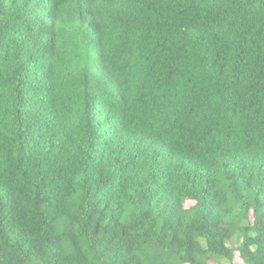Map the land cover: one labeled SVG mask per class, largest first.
<instances>
[{
	"label": "trees",
	"instance_id": "1",
	"mask_svg": "<svg viewBox=\"0 0 264 264\" xmlns=\"http://www.w3.org/2000/svg\"><path fill=\"white\" fill-rule=\"evenodd\" d=\"M239 263L264 0H0V264Z\"/></svg>",
	"mask_w": 264,
	"mask_h": 264
},
{
	"label": "rangeland",
	"instance_id": "2",
	"mask_svg": "<svg viewBox=\"0 0 264 264\" xmlns=\"http://www.w3.org/2000/svg\"><path fill=\"white\" fill-rule=\"evenodd\" d=\"M187 206H188V203H187ZM239 264H243V263H239Z\"/></svg>",
	"mask_w": 264,
	"mask_h": 264
}]
</instances>
